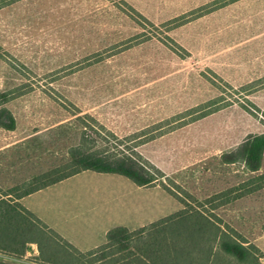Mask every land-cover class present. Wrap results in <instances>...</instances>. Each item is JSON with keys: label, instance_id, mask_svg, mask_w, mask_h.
<instances>
[{"label": "rangeland", "instance_id": "1", "mask_svg": "<svg viewBox=\"0 0 264 264\" xmlns=\"http://www.w3.org/2000/svg\"><path fill=\"white\" fill-rule=\"evenodd\" d=\"M2 108L16 129L0 127L1 193L84 145L160 168L183 197L259 187L218 213L264 253V159L257 173L222 160L264 134V0H0ZM156 185L87 170L34 208L85 252L124 220L183 208ZM123 198L140 211L121 212Z\"/></svg>", "mask_w": 264, "mask_h": 264}, {"label": "trees", "instance_id": "2", "mask_svg": "<svg viewBox=\"0 0 264 264\" xmlns=\"http://www.w3.org/2000/svg\"><path fill=\"white\" fill-rule=\"evenodd\" d=\"M204 110L198 119L214 112ZM0 127L16 129V119L7 108L0 109ZM263 159L264 134L249 136L239 148L222 157L225 164L243 163L251 173L262 169ZM87 170L119 174L140 187L160 184L181 201L183 208L138 230L114 228L104 244L81 251L25 207L21 199ZM164 177L166 174L154 165L149 170L132 157L110 156L79 145L71 150L62 167L0 192V253L23 259L36 244L38 264H263V251L225 224L218 213L259 187L237 185L199 200L186 191L183 197L162 180ZM0 264L22 263L0 258Z\"/></svg>", "mask_w": 264, "mask_h": 264}, {"label": "crops", "instance_id": "3", "mask_svg": "<svg viewBox=\"0 0 264 264\" xmlns=\"http://www.w3.org/2000/svg\"><path fill=\"white\" fill-rule=\"evenodd\" d=\"M5 148V146H3V144L2 143H0V152L3 150ZM74 177V176H73ZM73 177H71V178H68V179H66V180H64V181H62V182H59V183H57V184H54V185H52V186H49V187H47V188H45V189H42V190H40V191H38V192H35V193H33V194H30V195H28V196H26V197H24L23 199H21V202H22V204L25 206V207H27L30 211H32L34 214H36V213H38V212H36L37 210L34 208V203L36 202L34 199L35 198H37V197H43V196H45V194H47L49 191H52V190H56L57 188H59V186H61L62 184H64V183H66V182H68L69 180H71ZM138 186V185H137ZM140 187V186H139ZM154 187H160V186H154ZM151 187H140L139 189L140 190H143V189H150ZM152 188H153V186H152ZM121 207H120V210H121V212H124V211H131V212H137L138 213V210H139V207H137L136 205L134 206V203H132V204H129L128 202H127V200L126 199H122L121 200V205H120ZM146 207L144 206V208H143V210H145L146 211ZM142 210V209H141ZM140 211V210H139ZM155 212V211H154ZM152 214V213H151ZM37 215V214H36ZM39 215V214H38ZM37 215V216H38ZM143 216V215H142ZM39 217V216H38ZM141 219V218H140ZM139 218L138 219H135V218H133V219H131V220H133V222L132 221H126V220H124L123 222H125V223H122V225H124L125 227H127V228H129V229H136V228H142V227H144V226H147V225H149V224H151V223H153V220L155 219H152V220H149L148 218H142L141 220H140ZM141 222V223H140ZM133 223H135V225L133 224ZM136 225H139V226H136ZM108 232H109V229H107L106 230V239H107V234H108ZM105 242H106V240H105ZM104 242V243H105ZM103 243V244H104ZM102 245V244H101ZM101 245H98V244H96V245H94V246H91L90 248H82L83 250H86V251H89V249L90 250H92V249H95V248H97V247H99V246H101Z\"/></svg>", "mask_w": 264, "mask_h": 264}, {"label": "built area", "instance_id": "4", "mask_svg": "<svg viewBox=\"0 0 264 264\" xmlns=\"http://www.w3.org/2000/svg\"><path fill=\"white\" fill-rule=\"evenodd\" d=\"M0 258L3 259V260H6V261H15V262H19V263H22V264H30L25 259H19V258H16V257L4 255V254H1V253H0Z\"/></svg>", "mask_w": 264, "mask_h": 264}]
</instances>
